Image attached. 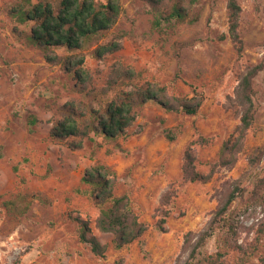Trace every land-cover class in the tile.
I'll list each match as a JSON object with an SVG mask.
<instances>
[{"label": "rangeland", "instance_id": "1", "mask_svg": "<svg viewBox=\"0 0 264 264\" xmlns=\"http://www.w3.org/2000/svg\"><path fill=\"white\" fill-rule=\"evenodd\" d=\"M20 1L0 0V264H186L240 181L231 204L240 248L225 246L219 233L202 251L224 252L225 264H263L264 68L253 79L255 119L246 130L239 90L248 70L264 64V0H239L242 54L220 37L228 32L227 0L185 3L189 17L161 28L153 25L151 2L120 0L117 23L83 52L88 88L117 98L137 85L161 84L170 97L201 100V106L189 114L147 102L127 135L114 139L94 132L52 136L66 105L80 111L99 101L31 42V24L11 12ZM121 33L119 51L95 56L98 44ZM117 67L131 70V77L110 87ZM95 165L109 168L115 194L128 196L148 226L123 247L98 225L101 207L84 179ZM80 220L90 228L87 236L106 246L105 257L81 240Z\"/></svg>", "mask_w": 264, "mask_h": 264}, {"label": "trees", "instance_id": "2", "mask_svg": "<svg viewBox=\"0 0 264 264\" xmlns=\"http://www.w3.org/2000/svg\"><path fill=\"white\" fill-rule=\"evenodd\" d=\"M148 1L152 3L153 25L155 28H161L167 22L186 20L189 13L185 3L193 4L197 0ZM227 1L228 32L220 37L230 38L238 53L242 54L243 39L239 32L242 6L239 0ZM11 12L21 21L31 24L30 40L43 50L47 61L62 64L79 80L84 94L99 101V106L89 104L80 111H76L73 102L66 105L68 114L58 120L52 130V136L56 138L68 136L84 138L91 132L102 134L108 139L126 136L128 128L137 118V108L147 102H157L168 110L181 109L189 114L196 113L201 106V100L170 97L167 86L161 84L137 85L117 98L108 97L105 90L95 92L93 88H88L91 74L87 69L83 52L117 23L124 12L120 0H21ZM124 36L125 33H121L106 43L98 44L93 53L96 57L102 58L106 54L119 51L123 46L121 40ZM59 49H65L67 53L61 54L58 52ZM263 68L262 63L250 68L240 83L239 97L245 106V112L241 117L243 130L250 128L255 119L256 91L253 87V79ZM131 73V70L122 67L115 68V75L109 81V86H114L119 80H123L124 76L131 77ZM35 122L36 117H32L30 123ZM226 148L225 145V150ZM110 175L111 171L107 166L95 165L84 179L91 186V196L101 207L99 227L103 231L113 232L116 246L123 247L141 238L148 226L134 214L128 196L115 194L114 178ZM242 182L240 181L236 190L231 192L218 207L208 229L198 236L186 264H225L224 252L217 251L206 255L202 251L210 238L219 233L225 236L223 240L225 246L240 248L237 242L238 214L231 209V204L237 197L238 189L242 188ZM80 223L81 240L90 243L95 254L105 257L106 246L95 236H87L90 228L86 221L80 220ZM159 227L161 228L162 225ZM186 241L190 243L192 240L187 236Z\"/></svg>", "mask_w": 264, "mask_h": 264}]
</instances>
